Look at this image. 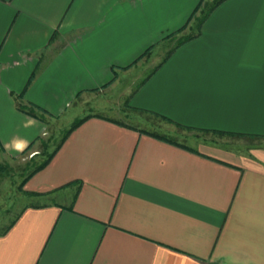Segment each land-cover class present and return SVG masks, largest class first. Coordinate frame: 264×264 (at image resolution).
I'll return each mask as SVG.
<instances>
[{
	"label": "crops",
	"instance_id": "obj_1",
	"mask_svg": "<svg viewBox=\"0 0 264 264\" xmlns=\"http://www.w3.org/2000/svg\"><path fill=\"white\" fill-rule=\"evenodd\" d=\"M201 1L0 0V163L91 116L25 182L0 264H264V144L160 132L170 142L81 113L116 92L141 119L263 139L264 0L223 1L164 60Z\"/></svg>",
	"mask_w": 264,
	"mask_h": 264
},
{
	"label": "rangeland",
	"instance_id": "obj_2",
	"mask_svg": "<svg viewBox=\"0 0 264 264\" xmlns=\"http://www.w3.org/2000/svg\"><path fill=\"white\" fill-rule=\"evenodd\" d=\"M208 7L209 6L203 8V10L201 11L202 15L207 11ZM197 24L198 20L194 22L195 32L198 31ZM194 34H197V32ZM184 36L186 35L181 36V38ZM166 56L167 55H165V57ZM109 86L102 88H108ZM121 95L122 93L117 94L115 92L109 99L107 97L105 99L101 98L95 109H85V112L82 111L81 113L85 114L88 111H92L96 113V116L111 115L118 118L119 120H126L132 124L141 126V128L143 127V129L150 132H164L171 134L177 133L175 135L178 136L177 138L173 136L175 137V139L185 140L189 142H193L194 139L196 140L201 138V140L211 139L217 142H222L224 146L239 150H245L246 148H255V146H259L256 144H264V138H234L230 136H218L205 133H197L198 135L195 136L194 133L196 132L178 128L170 122L152 115H144L141 119L138 116V112L133 110V108L129 105V102L126 101V96L123 97ZM131 114L133 118H129ZM78 116L79 114L75 116L72 114V118H68V116H66V119L62 120V124L64 125H59L57 128H53L51 134L49 135V143L42 147V150L39 152L40 154L36 156H32L33 154H27L25 156L16 158V160L9 159L5 160V162L3 161V163H0V233L6 230L9 224L12 223V221L16 218L18 212L20 211L21 205L28 199L22 197V183L34 170V168L38 164L42 163L45 159H47L49 154L56 149V147L60 144L61 140L65 136L67 130L77 119H80Z\"/></svg>",
	"mask_w": 264,
	"mask_h": 264
},
{
	"label": "trees",
	"instance_id": "obj_3",
	"mask_svg": "<svg viewBox=\"0 0 264 264\" xmlns=\"http://www.w3.org/2000/svg\"><path fill=\"white\" fill-rule=\"evenodd\" d=\"M223 1L225 0H215L214 2H212V4H210V6L208 7L207 11L200 17L198 18V33L199 31L202 29V26L205 22V19L207 18V16L216 8L218 7ZM204 0L201 1V3L198 5V7L196 8V10L194 11L193 15L190 17L189 21L186 23V25L180 29L179 31H177L175 34H177L178 32H181L182 30H184L190 23V21L197 15V13L199 12V10L203 7V4H204ZM207 6V5H206ZM173 34V36L175 35ZM197 34H190V35H186L184 37H182L179 42L177 43V45L169 51V53L167 54V56L165 57L164 60H166L171 54L172 52L178 47L180 46L181 44L193 39L194 37H196ZM150 52V49L146 51L145 55L148 54ZM144 56V55H143ZM142 58V57H140ZM139 58V59H140ZM137 59V61L139 60ZM137 61H135L133 64H135ZM116 78V76L114 77V79ZM113 79V81H114ZM112 83V82H111ZM111 83H108L107 85H105L104 87H107L109 86ZM34 108H39V107H36L35 105H31V107L28 109V113L33 115V116H36L39 118L38 115H36V112H35V109ZM133 108V107H132ZM40 109V108H39ZM42 111H44L43 109H40ZM45 112V111H44ZM143 112V111H142ZM156 116L160 117L161 119L167 121V122H171L169 118L167 117H163L161 115H158L156 114ZM91 116L88 115V116H85L83 118H80V119H77L73 124L72 126L67 130V132L65 133V136L63 137V139L61 140L60 144L56 147V149L51 152L48 156L47 159H45L42 163L38 164L34 170L28 175V177L24 180V182L22 183L23 186L25 184V182L33 175L35 174L36 172L40 171L41 169H43L48 163L49 161L51 160V158L55 155V153L59 150V148L61 147L62 143L64 142V140L69 136V134L75 129L77 128L80 124H82L83 122H85L88 118H90ZM119 123H122V122H119ZM179 128H182V129H188V130H194L193 128L191 127H185V126H182V125H177ZM142 132L144 133H147L149 135H153V136H156L160 139H163V140H166V141H170V142H176L175 139L171 138V137H168L167 135L165 134H160V133H157V132H150L148 130H145V129H141ZM201 131H204V132H207V133H210V132H213V133H218L220 135H224V134H229V135H236V136H248V135H242V134H234V133H223L221 131H211V130H201ZM179 145L183 146V147H186V148H189L188 146H185L184 144L182 143H178ZM40 154V153H38ZM7 229V228H6ZM6 231V230H4Z\"/></svg>",
	"mask_w": 264,
	"mask_h": 264
},
{
	"label": "clouds",
	"instance_id": "obj_4",
	"mask_svg": "<svg viewBox=\"0 0 264 264\" xmlns=\"http://www.w3.org/2000/svg\"><path fill=\"white\" fill-rule=\"evenodd\" d=\"M14 147L16 150L22 151L26 147V144L23 142H14Z\"/></svg>",
	"mask_w": 264,
	"mask_h": 264
}]
</instances>
